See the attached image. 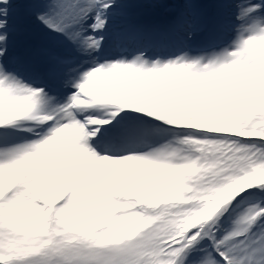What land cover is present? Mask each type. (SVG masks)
I'll use <instances>...</instances> for the list:
<instances>
[{"label":"snow or ice","instance_id":"1","mask_svg":"<svg viewBox=\"0 0 264 264\" xmlns=\"http://www.w3.org/2000/svg\"><path fill=\"white\" fill-rule=\"evenodd\" d=\"M0 264H264V0H0Z\"/></svg>","mask_w":264,"mask_h":264},{"label":"bare ground","instance_id":"2","mask_svg":"<svg viewBox=\"0 0 264 264\" xmlns=\"http://www.w3.org/2000/svg\"><path fill=\"white\" fill-rule=\"evenodd\" d=\"M27 10L23 7L17 8V10L14 12L12 21L14 25V45H15V50L19 54L20 52L22 53V58L24 57L26 51L29 49L30 46H32L35 42L31 37H23L22 29H23V21L21 18V14L25 13ZM162 11H164L166 14H168V9L166 8H147L148 13H146L143 9L138 10V16L139 19L143 22H159L162 21L163 19L160 18H154V19H147V16L145 17V14H149L151 16L154 15H159Z\"/></svg>","mask_w":264,"mask_h":264},{"label":"rangeland","instance_id":"3","mask_svg":"<svg viewBox=\"0 0 264 264\" xmlns=\"http://www.w3.org/2000/svg\"><path fill=\"white\" fill-rule=\"evenodd\" d=\"M145 9V8H144ZM27 14V13H26ZM26 14H25V19H26V17L28 18V21H27V24H28V26L34 31V33H32V34H34L36 37H34L37 41L38 40H40L41 39V36H40V33L38 32V30H37V28H36V25H35V23H34V21L31 19V17L28 15V16H26ZM162 15H164V14H161L160 16H158V17H162Z\"/></svg>","mask_w":264,"mask_h":264}]
</instances>
